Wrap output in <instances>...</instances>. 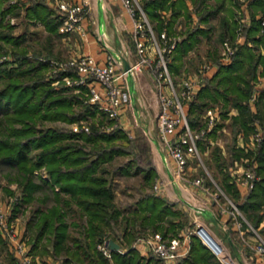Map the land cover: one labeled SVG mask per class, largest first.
Instances as JSON below:
<instances>
[{
	"label": "trees",
	"instance_id": "obj_1",
	"mask_svg": "<svg viewBox=\"0 0 264 264\" xmlns=\"http://www.w3.org/2000/svg\"><path fill=\"white\" fill-rule=\"evenodd\" d=\"M231 1L220 18V40L227 36L234 38L236 34L238 21ZM191 3L190 9L188 0H141L156 32L165 28L168 33H172L178 22L188 23L192 19V12L197 16L196 22L188 24L185 36L171 52L168 67L174 78V73L182 65L183 55L214 27L211 20L219 15L225 0H191ZM248 3L253 9L264 8V0H249ZM22 10L29 21L44 25L47 33L43 44L47 51L59 36L61 18L46 0H0V41L10 45L12 54L11 57L0 59V164L14 168L17 172L16 179L22 186V193L14 202L12 211L17 212L20 206L31 201L37 190H41L45 200H53L51 205L36 207L34 215L27 220L34 232L30 251L33 252L38 245L43 251H47L45 243L40 244L45 238L51 241L54 255L67 254L63 258V264L82 263L85 260L92 264H111L97 244L113 238L121 246H125L126 250L113 249L112 264H158L157 258L152 255L145 257L131 245L136 233L151 227L153 230L160 229L164 236H168L171 235L169 232L173 233L176 226L183 222L170 219L182 215V211L173 207L174 203L149 189L153 185L156 169L148 140L143 135L131 139L120 128L102 129L94 121L90 123L89 130L80 127L73 131L70 127L52 125L42 127L46 120L72 122L81 118H94L96 109L89 104L76 108L74 104L77 98L74 95L56 89L50 83L51 78L46 77L45 72L53 56L51 52L45 55L35 52L32 57L29 55L31 44L24 33H13L14 25L9 20L11 14H19ZM162 10L170 11L169 15ZM252 17V25L243 27L245 41L236 45L229 61H217L215 71L204 77L195 96L186 103V115L190 127L195 129L201 126L203 110L211 102L222 103V116L226 115L229 106L237 107L238 112L231 115L230 121L231 159L242 154L256 159V166L251 161L250 164L260 175L238 204L247 217L257 222L264 204V82L257 95L255 111L248 102V97L257 78V65L264 62V52L256 51L254 46L264 40V32L257 36L260 25L259 20L254 17V11ZM250 39L253 45L247 42ZM3 49L4 46L0 47V55L5 53ZM6 63L12 65L7 66ZM257 124L263 127V133L256 150L248 149L244 152L243 148L236 147L234 142L237 132L242 130L247 138L249 131ZM221 125L222 122L216 123L210 131L197 138L201 149L205 146L201 139L205 135L215 137L216 129ZM119 138H122V146L116 143ZM129 142H134L137 155L134 154V157H130L115 170L123 174H140L141 193L133 204L120 208L107 175L110 168L105 164L117 154L130 153L127 147ZM212 157L222 171L226 162L218 144L214 145ZM42 166L47 169L49 177H42L35 172V169ZM221 185L227 191L237 194L235 183L230 182L229 174L224 171ZM76 213L79 214L75 225L80 226L81 234L71 235L68 230L70 223L66 218L75 217ZM121 220L123 226L119 235L109 232ZM2 242L3 235L0 231V244ZM177 264L221 262L200 237L192 233L189 253Z\"/></svg>",
	"mask_w": 264,
	"mask_h": 264
},
{
	"label": "crops",
	"instance_id": "obj_2",
	"mask_svg": "<svg viewBox=\"0 0 264 264\" xmlns=\"http://www.w3.org/2000/svg\"><path fill=\"white\" fill-rule=\"evenodd\" d=\"M86 1L88 2V11L83 19V30L80 32H73L71 35L70 33H67V36L60 38V42L67 46L65 47L67 53L69 55L70 53H90L100 62L105 61L107 55L113 54L119 58V63L117 64L119 70L125 68L126 63H133L137 58L136 49L135 46H133V22L131 16L125 10L121 2L119 0ZM210 1L211 0H208V2ZM46 2L49 6L53 7V4L50 1L47 0ZM239 2L241 1L239 0ZM248 2L249 0H245L237 5L236 0H233L231 4L238 21V26H242V31L244 25H252V11H254V17L257 20L260 11L263 9L261 7L253 9ZM188 4L191 9V0H188ZM229 4L230 2H225L218 14H220V12L224 13ZM241 10L242 15L240 17ZM162 12L168 16L170 11L162 10ZM192 17H195L194 12H192ZM195 22L196 21L187 23L186 21V23H184L180 21L174 26L175 29L173 33L176 32V35H179V40H181L186 34L188 24L192 25ZM201 25L204 27L206 26L204 24ZM179 29H182L183 32L181 31V33H178L180 31ZM261 31L264 32V30H261L259 27L257 36L262 33ZM238 36L236 30L234 40H237ZM239 38L240 39L236 42V45L245 41L243 32H241ZM66 39L68 40L66 41ZM247 42L250 45L254 44L251 39ZM197 44L195 47H197ZM254 46L256 51L259 50L262 53L264 52V40H260L254 44ZM195 47L189 49L188 52L183 55L182 66H185L186 61L189 60L191 56V51L195 49ZM218 47L217 54L219 59H217V61H229L231 57L226 60L220 59L221 43H219ZM263 69L264 62H259L256 69L257 78L263 73ZM178 73L179 72H176L174 74L178 76ZM191 75L196 78L198 77V65L197 68L192 70ZM127 79L130 90L123 96L121 113L118 120L132 133H134L133 127L136 125L140 126L144 131L142 134L149 142L151 158L156 169L153 190L174 203L173 207L182 211V215L185 214V216H187V218L185 217L186 219L183 220L179 217H170L171 220H181L183 224L176 226L173 233L172 231L169 233L173 235L183 232L185 229L190 228V225L187 224L192 222H195L196 224L201 223L207 225L223 242L225 256L230 260V264H264V258L254 248L257 240V233L264 236V204H262L259 211L262 215L257 222L251 217H247L246 213L238 204L243 199L244 193L249 189H245L237 182L236 175L241 174L243 168L246 166L252 164L256 166L257 160L254 158L251 159L244 154L238 158L231 159L229 150V145L232 142L230 121L231 115L238 112L237 107L229 106L225 116H222V114L220 116L218 115L216 123L222 122V125L216 129L215 137L205 135V138L201 139L202 144L205 146H203L202 149L199 146L198 148L201 156L205 154L206 150L210 152V150L214 148V145L218 144L220 146L221 154L226 162L222 171L229 174L230 182L235 183L238 191L237 194H233L229 190L227 191L223 185H220L221 182L217 185L218 191H211L207 186H209L210 179H214L213 177L208 176L206 179L203 174L198 175L197 168L190 164L186 167L183 173H180L176 168L175 161L166 152L162 143L158 139L157 128H155V117L158 110V89L150 71H148L147 68L142 67L133 74L128 75ZM203 79L201 85L203 84ZM210 105L211 104L205 106L203 113L211 107ZM251 107L254 111L257 108L256 104L251 105ZM200 124L203 126V118ZM255 126L256 125H254V128ZM212 128L207 130L206 133ZM254 128L249 131L247 138L245 137V133L242 130H239L235 136L234 145L243 148L244 152L248 149L256 150L257 146H254L252 142ZM250 161L252 164H250ZM222 171L220 172L221 176ZM259 177L260 175L257 174V179H259ZM233 209L236 213L233 212ZM236 210L241 212L246 219L241 225H238L235 222V217H241ZM187 219H189L188 222ZM249 225L252 227H249ZM131 245L136 247L141 255L145 257L149 256V251L145 244L140 243L135 245L132 243ZM118 250L124 251L126 250V247H121L120 245ZM178 260L170 262L166 261L162 262V264H177Z\"/></svg>",
	"mask_w": 264,
	"mask_h": 264
},
{
	"label": "built area",
	"instance_id": "obj_3",
	"mask_svg": "<svg viewBox=\"0 0 264 264\" xmlns=\"http://www.w3.org/2000/svg\"><path fill=\"white\" fill-rule=\"evenodd\" d=\"M15 1V0H12ZM132 18L133 39L136 49V60L126 68L119 70V58L109 54L105 61H98L90 53H79L70 56L66 60L53 59L51 64L60 71L72 70L77 73V82L84 83L88 87L90 99L97 103L109 117L118 119L121 113L123 96L130 90L128 75L137 69L149 67L156 80L158 89L157 129L159 140L166 152L173 158L176 168L183 173L189 163V155L200 157L197 138L212 128L218 118L217 112L211 107L205 111L204 118L207 127H202L199 133H195L190 127L186 115V103L191 100L207 76L214 69V63L209 60L201 62L198 68V77L192 75L181 76L175 80L169 70L168 61L171 52L179 40V35L168 33L164 28L156 32L139 0H119ZM57 14L61 18L58 30L61 33H71L83 30V19L87 15L88 7L82 1L53 0ZM260 29L264 30V8L259 13ZM241 27L239 26V29ZM239 41L241 31L237 29ZM235 42L230 37H225L221 42L220 59L226 60L235 51ZM151 51L153 54H151ZM156 57H154V56ZM264 82V73H261L254 82L253 90L248 97V102L254 105L260 87ZM75 129L78 127L75 126ZM85 129L88 126H84ZM263 127L256 125L252 133V142L258 146L262 139ZM257 173L252 165L243 168L241 174L236 175L237 182L245 189L254 186ZM237 211V210H236ZM233 212L235 210L233 209ZM236 213V212H235ZM235 217V222L241 225L245 218ZM249 227H252L249 225ZM0 231L8 238L17 255V264H46L30 253L23 237L18 235L7 211L0 206ZM196 233L201 241L214 253L221 264H230L225 256L223 242L203 224L197 223L193 228H187L183 232L165 237L156 232L152 235L138 237L134 244H145L147 250L165 261H174L185 256L190 249V237ZM106 257L111 259L112 249L108 245V239L97 244ZM255 250L264 258V236L257 233Z\"/></svg>",
	"mask_w": 264,
	"mask_h": 264
},
{
	"label": "rangeland",
	"instance_id": "obj_4",
	"mask_svg": "<svg viewBox=\"0 0 264 264\" xmlns=\"http://www.w3.org/2000/svg\"><path fill=\"white\" fill-rule=\"evenodd\" d=\"M48 1H50L53 4V8H55L53 0H48ZM68 1H72V2L82 1V2H85V5L88 7V2L86 0H68ZM139 1L141 3V0H139ZM240 1L241 2H239V0H236L237 5L244 2L245 0H240ZM210 2H213V1L211 0ZM225 2H230V0H225ZM231 2H233V0ZM222 14H223V12H220L219 15L215 16L211 20V23L214 25V27L211 28V30L209 31V33L207 35L201 36V41H199L197 44V47H195V49H193L191 51V56H190L189 60L186 61L185 66H182V65L180 66V68L178 70V72H179L178 76L175 75L176 78H174V76L172 75L175 80H179L181 76H184L187 74L191 75L192 70L197 68V65L199 68V65L204 60H209V61L213 62L214 65L217 67V59H219V56L217 54L218 53L217 48H219L218 47L219 43L222 42V40H220L218 38L219 32H220V25L219 24H220V18H221ZM241 15H242V10L240 12V17H241ZM9 20L14 25V27L12 28L13 33L14 34L24 33L27 41H29V43L31 44L30 48L32 50L28 51L29 55L31 57L35 54V52L36 53L40 52L41 55H45L47 52L52 53L53 56H51V59L49 61V67L45 72L46 77L51 78L50 83L56 89H59V90H62L66 93L74 95L77 98V102H75V104H74L76 108H79V107H82L84 105L89 104V105L94 106V108L96 109L95 114H94V118H91V117L81 118L79 120L72 121V122H67V121H63V120H46L43 122L42 127L51 126V125L52 126H61V127L65 126V127H70L71 129H73V131H77L80 127L84 128V126H88L87 129H85V128L84 129L89 130L90 123H92L94 121L95 125L96 126L98 125L102 129L112 130V129H119L120 128L122 130H125L127 132L128 137H131V139H134L138 135H143L142 133L144 131L141 129L140 126H138V125L134 126L133 127L134 133H132L126 126H123L119 122L118 119H114V118L109 117L104 111H102V109L99 108L97 103H94L93 101H91L90 94L88 91V87L84 83L77 82L78 77H77V73L75 71H72V70L60 71L58 68H54V66L51 64V61L53 59L66 60L70 56L76 55V54H71V53L69 55L65 49V47H67V46L63 45V43L60 42V38L63 36H67L66 35L67 33L65 34V33L59 32V36H58V38L55 39L54 45H52L50 50L48 49V51H47L46 47L43 44L46 40V33L47 32H46V29L42 23H40V22L33 23V22L29 21L27 19V17L24 16V10H22L21 13H19V14H11L9 16ZM196 20H197V16L195 14V17H192V19H189L188 22L191 23V22L196 21ZM239 26L241 27L240 29H239ZM239 26H237L236 30L238 29L239 31L243 32L242 26L241 25H239ZM182 29H179L180 31L178 33H181ZM74 32H79V31H74ZM261 32H263V31H261ZM71 33H73V32H71ZM71 33H70V35H71ZM170 34L175 35L176 32H174V33L172 32ZM132 36H133V33H132ZM124 37H125V35H124ZM228 37H230L235 42V40L232 36H228ZM67 40L68 39H66V41ZM133 41H134V39H133ZM235 44H236V42H235ZM2 46H4L3 50L5 53H2L0 55V59L6 58V57H11L12 54L10 51V48H11L10 45L5 44V43L0 41V47H2ZM133 46H135V42H134ZM5 49H7V50L5 51ZM151 54H153L152 51H151ZM154 57H156V56H154ZM5 65L10 66L12 64L6 63ZM15 65L17 66L18 64L15 63ZM215 66H214V69L216 68ZM145 68H147L148 71H150L149 67H145ZM214 69H212L211 73L214 72ZM137 70H139V69H137ZM263 71H264V69H263ZM150 73H151V71H150ZM153 79L156 83L154 75H153ZM194 96H195V94H194ZM158 100H159V98H158ZM219 103L216 101L211 102L210 106L212 109H215L217 112V115L220 116L221 115L220 109H222L221 108L222 103L221 102H219ZM218 108H220V109H218ZM205 111L203 113L204 124H203V126H199L198 128L193 129V131L195 133H199L200 129L202 127H205V128L207 127V124H206L205 118H204ZM156 115H157V113H156ZM156 119H157V116L155 117V121H156ZM75 126H77L78 128L75 129L74 128ZM155 128H157V123H156ZM157 133H158V129H157ZM203 135H200V136H203ZM159 138L160 137H159V133H158V139ZM116 143L122 146V144H121L122 138L117 139ZM134 145H135L134 142H129L127 144V147L129 148L130 153L117 154L114 156V158L110 162H108V164H105L107 167L110 168L107 175L109 177V180L111 181V184L114 187L115 201H116L117 205L120 206V208L125 207L126 204H133L135 199L141 193V190H140L141 189L140 188L141 187L140 186V177L141 176H140V174H123V173L116 172V170H115V168L117 166L124 165L130 157H134L135 156L134 154L137 155V150L134 148ZM163 148H164V146H163ZM212 150H210V152H208L206 150L205 154L201 155L200 157H198L197 155H194V154L189 155L188 165L190 164V165L194 166L195 168H197L198 175L203 174L204 178H206V179L208 178V176L213 177L214 179H212V178L210 179V182L208 184L209 186H207V188L211 191H218L217 185H219V183L221 182L220 181L221 170L216 165V162L214 161V159L212 157ZM150 155H151V152H150ZM142 162L144 163V161H142ZM35 172L40 174L42 177H46V178L49 177L47 169L43 166L38 168V169H35ZM16 177H17V172L14 168H12L11 166L5 165V164H0V206L7 211L8 217H10L18 235H20L21 238L23 237V240L25 241V244L29 248V251H30V248L32 247V244L34 241V239H33V233L34 232H33L32 228H30L28 226L27 220L30 216L34 215L33 212H34V209L36 207H45V205H51L53 203V200L52 201H51V199L45 200L41 190H37L35 197L32 198L31 201H29L28 203L26 202L25 204L20 206V210H18L17 212H13L12 208L14 207V202L16 201L17 198L20 197V195L22 193V191H21L22 186H21V184L18 183ZM55 188H58V187L55 186ZM149 189L153 190V185H152V187H149ZM78 214L79 213H76L75 217L69 216L66 218L70 223L68 226V230H69V233L71 235H80L81 234L80 233V231H81L80 226L75 225L76 221H78V218H77ZM185 217L187 218V216H185V214H183L179 218L183 220V219H186ZM188 221H189V219H187V222ZM185 223H186V221H185ZM187 225H190V228H193L196 226V223L192 222V223L187 224ZM122 226H123V222L121 220L118 225H115L112 229H109V232L116 234V236H118L121 229H122ZM205 226L213 233V235L216 236V234L207 225H205ZM156 232H159L162 234V231L160 229L153 230L151 227L147 228L145 231H142L140 233H136L137 235L133 239L131 244L134 243L138 239V237H140V236L152 235ZM170 236H172V235H170ZM167 237H169V236H167ZM44 243L47 247V251H43L41 249L40 245H38V247L33 252L30 251V253H32L33 257H35V259H37L41 262H44L46 264H63V258L67 254L59 253V254L54 255L52 253L53 247H52L51 241L43 238V240L40 241V244L43 245ZM188 253L186 255H188ZM149 255H152L154 258H157L158 264H162V262H166L165 260L158 258L156 255H154L150 252H149ZM185 256H183V257H185ZM111 258H112V256H111ZM181 258L182 257H179L174 261H177L178 259L180 260ZM17 260L18 259H17V255L14 251V247L11 245L8 238H6L3 235V242L0 244V262H1V264H17ZM13 261L14 262L16 261V262L14 263ZM110 262H112L111 259H110ZM76 264H92V263L89 262L88 260H85L82 263H76Z\"/></svg>",
	"mask_w": 264,
	"mask_h": 264
},
{
	"label": "water",
	"instance_id": "obj_5",
	"mask_svg": "<svg viewBox=\"0 0 264 264\" xmlns=\"http://www.w3.org/2000/svg\"><path fill=\"white\" fill-rule=\"evenodd\" d=\"M129 66V63L125 64V67L127 68ZM108 245L109 247L113 250V249H118L120 247V244L115 241L113 238H109L108 239Z\"/></svg>",
	"mask_w": 264,
	"mask_h": 264
}]
</instances>
